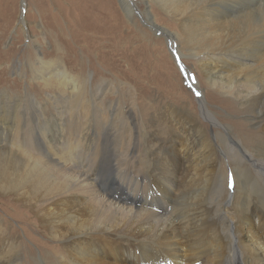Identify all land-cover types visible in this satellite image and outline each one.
I'll return each instance as SVG.
<instances>
[{"label":"bare ground","instance_id":"6f19581e","mask_svg":"<svg viewBox=\"0 0 264 264\" xmlns=\"http://www.w3.org/2000/svg\"><path fill=\"white\" fill-rule=\"evenodd\" d=\"M262 1L150 0L176 17L188 38L180 51L193 53L208 84L223 94L205 97L200 77L190 75L185 81L201 115L183 107V92L190 95L184 85L174 101L181 107L163 106L161 119L156 107L137 106L139 99L111 106L102 85L85 92L81 83L95 80L83 81L59 59L43 61L39 74L57 93L49 95L59 108L53 133L40 115L12 110L8 94L0 99V138L40 171L9 187L28 205L6 200L22 211L18 226L38 249L47 252L42 232L58 264H264V20H250ZM121 2L134 18L136 4ZM153 12L142 16L151 21ZM193 35L201 38L197 47ZM210 99L246 121L226 123ZM26 103L40 107L33 98ZM162 125L168 135L158 138ZM11 219L0 215V264H28L34 250L9 233ZM39 264L50 263L40 256Z\"/></svg>","mask_w":264,"mask_h":264},{"label":"rangeland","instance_id":"374dc122","mask_svg":"<svg viewBox=\"0 0 264 264\" xmlns=\"http://www.w3.org/2000/svg\"><path fill=\"white\" fill-rule=\"evenodd\" d=\"M129 1L133 9V4H136L134 18L127 16L121 0H0V99L8 94L12 110L18 105L24 113L40 115L53 133L59 123V108L49 95L57 93L54 87L46 86V80L40 78L39 74L45 66L43 61L53 63L59 59L83 81L85 78L95 80L89 87L81 83L85 92H92V88L95 91L102 85L106 89L104 100L106 103L113 101L111 106H128L133 99H139L137 106L152 107L151 111L156 107V112L158 110L160 114L157 113L154 118L161 119L163 106H177L174 104L177 100L175 96H181L179 88L184 85L190 95L186 96L183 92L186 104L183 107L201 115L197 92L185 81L189 80L190 75L197 82L200 77L205 97L212 91L220 96L223 94L208 84L197 57L188 51L183 55L180 51V41L188 38L175 21L176 17L150 0ZM189 1L195 4L199 0ZM260 8L262 10L250 20L259 23L264 20V0ZM146 10L154 11L151 21L142 16ZM149 22L177 32L179 36H166L163 31L152 29ZM200 39L199 35L190 38L194 47L198 46ZM112 86L115 90H108ZM27 98H33L40 105L39 109L28 105ZM210 106L219 113L217 117L226 123L246 121L244 114L227 110L214 100L210 99ZM10 117L14 122L13 115ZM203 121L212 131L210 122L205 118ZM33 128L32 124L25 126V135H32ZM155 133L158 138H165L168 129L162 125ZM7 141L5 137L0 138V197H4L0 201V215L8 214L12 218L9 233L22 235L34 250L27 255L28 264H39L40 256L50 264H58L52 255V242L48 235L42 232L39 235L47 247V252H44L38 249V240L32 235L27 236L25 229L18 226L22 211L6 206L7 197L28 205V201L9 187L16 177L40 172L27 166L26 153L8 146ZM220 157L224 158L221 154ZM16 227H19V231L14 229Z\"/></svg>","mask_w":264,"mask_h":264},{"label":"water","instance_id":"95a60500","mask_svg":"<svg viewBox=\"0 0 264 264\" xmlns=\"http://www.w3.org/2000/svg\"><path fill=\"white\" fill-rule=\"evenodd\" d=\"M180 68L182 69V66L180 65Z\"/></svg>","mask_w":264,"mask_h":264}]
</instances>
